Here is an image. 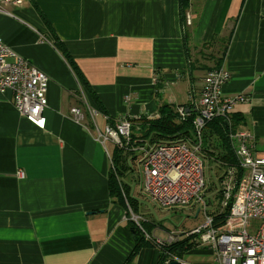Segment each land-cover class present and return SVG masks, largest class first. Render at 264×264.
<instances>
[{"label":"crops","instance_id":"crops-1","mask_svg":"<svg viewBox=\"0 0 264 264\" xmlns=\"http://www.w3.org/2000/svg\"><path fill=\"white\" fill-rule=\"evenodd\" d=\"M34 1L105 109L99 128L121 117L191 119L205 74L222 67L230 75L223 94L246 97L235 105V128L264 154V0H188L183 11L179 0ZM0 40L49 77L43 129L0 91V264H124L135 238L127 204L109 195L111 151L88 118L73 120L83 91L30 0L0 3ZM150 226L160 239L194 228ZM192 241L182 263L218 264ZM160 256L145 246L128 264H158Z\"/></svg>","mask_w":264,"mask_h":264},{"label":"built area","instance_id":"built-area-1","mask_svg":"<svg viewBox=\"0 0 264 264\" xmlns=\"http://www.w3.org/2000/svg\"><path fill=\"white\" fill-rule=\"evenodd\" d=\"M8 2L20 5L21 0L0 1L3 4ZM229 76L222 67L205 74L194 105L195 115L190 121L192 141L185 138L133 146L130 141L132 119L121 117L114 125L106 123L101 129L96 124V118L107 120V117L86 103L84 95V108L72 107L70 114L80 124L89 119L96 139L107 154L108 142L118 149L138 155L143 176L141 189L152 202L169 208L198 205L197 212H203L204 221L191 229L187 236L192 235L199 246L215 251L218 264H264V155L255 153L251 133L245 130L233 132L230 128L235 105L244 102L246 97L243 94H223ZM48 82L49 77L45 72L0 40V91H9L14 108L39 129L45 128L46 124ZM179 113L180 118L185 116L183 108L179 109ZM214 119L222 120L228 128V141L242 171L239 174L236 167L228 166L226 172L234 176V182L222 184L219 203L214 210H208L203 198L206 184L199 152L203 146L205 127ZM18 174L22 176V172ZM227 208L224 221L215 227L214 217L221 216ZM127 209L131 220L142 230L140 217L134 215L128 205ZM144 237L159 249L178 239L173 233L166 239L152 238L145 232ZM174 259L184 264L178 258Z\"/></svg>","mask_w":264,"mask_h":264},{"label":"trees","instance_id":"trees-1","mask_svg":"<svg viewBox=\"0 0 264 264\" xmlns=\"http://www.w3.org/2000/svg\"><path fill=\"white\" fill-rule=\"evenodd\" d=\"M30 4L45 24L47 28L48 39L51 40L54 46L61 52L66 62L70 66V69L73 71V74L75 75L77 81L80 83L84 97L88 99L91 106L98 107V109H100L101 112L105 114L106 111L103 108L100 100L98 99L95 91L92 89L91 85L89 84L83 73L79 70L69 53L66 51L63 43L59 41L49 21L46 19V17L44 16V14L42 13V11L34 0H30ZM187 4L188 0H179V7L181 11L186 8ZM182 25L184 31V22ZM155 74H159V71L155 70ZM159 83H161V81ZM190 121L191 119L177 122L176 118L171 113H163L158 118L152 120H148L144 117H139L137 120L133 119L130 133L131 144L133 146H141L144 144V142H147L149 144H157L168 142L173 139L180 140L185 139V137H191L189 130V128L191 127ZM237 121L238 119L236 118V116L233 115L231 117V128H233L234 130H236L235 127L237 125ZM206 127L207 129L210 127V129L213 130L221 140V145L224 151H222L220 159L223 160L227 166L236 165V160L231 149V145L229 144V141L227 139L226 127L224 126L222 120L214 119L208 122ZM110 151V168L108 173V190L110 198H112V200L123 206H126L128 201H132L131 205H133V207L135 208V200L129 195V188L128 186H124L123 188L122 181L120 178L124 176V172H128L132 168L131 166L127 165L128 161L126 163L123 162V156L131 153L123 149H118L115 146H113ZM134 158L135 157H133L132 159ZM227 212L228 208L221 216L214 217L215 227L219 226L224 221V217ZM126 225L135 238V245L124 264L130 263L142 247L155 246L151 240L146 239L144 237V232L146 234L150 232L151 224H146L145 228L144 224L140 222V226L143 231L131 219L127 221ZM192 239V235L184 236L172 243L166 244L165 246L161 247V256L158 264H165V262L172 260V258H181L186 251L195 248L196 243H194Z\"/></svg>","mask_w":264,"mask_h":264},{"label":"rangeland","instance_id":"rangeland-1","mask_svg":"<svg viewBox=\"0 0 264 264\" xmlns=\"http://www.w3.org/2000/svg\"><path fill=\"white\" fill-rule=\"evenodd\" d=\"M186 23L188 24L189 21L186 20ZM86 103L90 104L87 98H86ZM95 110L99 114L100 113L104 114L101 112L100 109H98V107H95ZM98 119L99 117L96 118V120ZM190 129L191 127L189 128V130ZM206 129L207 127H205L204 134L202 136L203 146L199 152V155L201 156L203 160V173H204V179H205V184H206L204 191H203V198L205 202H207V209L209 210L211 208L212 210H214V207L219 203V200L221 198L222 184L228 181L233 183L234 176L229 175L227 173L228 166L223 160L220 159L221 153L222 151H224V149L221 145V140L219 136L213 130H211L210 127L207 129V131ZM231 130L233 132L236 131L233 128H231ZM227 131H228V128L226 127V135H228ZM190 135L192 136L191 133ZM252 137L254 136L252 135ZM188 138L190 141H192V138L190 137ZM176 140L178 139H173L171 141H176ZM110 145H111L110 143L108 142L106 143V148L108 149L109 147L108 151H110V148H111ZM255 146L256 145H255V139H254V151L256 154L260 155L255 149ZM231 149L233 151L232 147ZM131 157L132 158L135 157V158L132 159ZM235 160H236V165H230V167H233V168L236 167L237 172L240 173L242 171V168L238 165L236 157H235ZM123 162L125 163L127 162V165L131 166L132 168L128 172H124V176L120 177L122 181V185H123V188L124 186H129L128 187L129 195L131 194L134 197L133 199L136 201L134 206L136 207L134 208L133 205H131L132 201L130 202L128 201L127 204L129 208L131 209V211L133 212V214L138 215L140 217L139 221L144 224L145 228H146V224L153 223L156 225H164L165 227H170L175 230H187L195 226H198L204 221L203 212L202 211L197 212L198 205L190 206V207L181 206V207H170L169 208V207H162L158 205L157 203L152 202L143 193L141 189L143 176L139 168L140 164L138 163V155H135L133 153L128 154V155L126 154L125 156H123ZM143 219L145 220L144 222L146 223L143 222ZM176 236L178 239H180V237H184L187 235L180 234L179 236L178 235Z\"/></svg>","mask_w":264,"mask_h":264},{"label":"water","instance_id":"water-1","mask_svg":"<svg viewBox=\"0 0 264 264\" xmlns=\"http://www.w3.org/2000/svg\"><path fill=\"white\" fill-rule=\"evenodd\" d=\"M167 264H180V261L178 260H170Z\"/></svg>","mask_w":264,"mask_h":264},{"label":"bare ground","instance_id":"bare-ground-1","mask_svg":"<svg viewBox=\"0 0 264 264\" xmlns=\"http://www.w3.org/2000/svg\"><path fill=\"white\" fill-rule=\"evenodd\" d=\"M108 150V149H107ZM109 156V155H108Z\"/></svg>","mask_w":264,"mask_h":264}]
</instances>
